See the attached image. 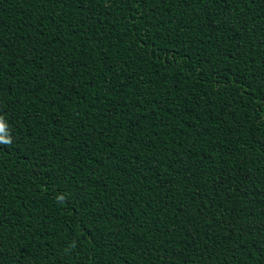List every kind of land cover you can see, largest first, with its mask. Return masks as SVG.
<instances>
[{
  "label": "trees",
  "instance_id": "obj_1",
  "mask_svg": "<svg viewBox=\"0 0 264 264\" xmlns=\"http://www.w3.org/2000/svg\"><path fill=\"white\" fill-rule=\"evenodd\" d=\"M0 264H264V0H0Z\"/></svg>",
  "mask_w": 264,
  "mask_h": 264
},
{
  "label": "snow or ice",
  "instance_id": "obj_2",
  "mask_svg": "<svg viewBox=\"0 0 264 264\" xmlns=\"http://www.w3.org/2000/svg\"><path fill=\"white\" fill-rule=\"evenodd\" d=\"M0 131H3V126L2 125H0Z\"/></svg>",
  "mask_w": 264,
  "mask_h": 264
}]
</instances>
